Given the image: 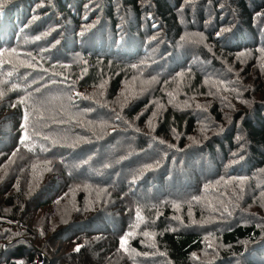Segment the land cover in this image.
Segmentation results:
<instances>
[{"label": "trees", "instance_id": "16d2710c", "mask_svg": "<svg viewBox=\"0 0 264 264\" xmlns=\"http://www.w3.org/2000/svg\"><path fill=\"white\" fill-rule=\"evenodd\" d=\"M0 5V264H264V0Z\"/></svg>", "mask_w": 264, "mask_h": 264}, {"label": "snow or ice", "instance_id": "6c2138e0", "mask_svg": "<svg viewBox=\"0 0 264 264\" xmlns=\"http://www.w3.org/2000/svg\"><path fill=\"white\" fill-rule=\"evenodd\" d=\"M0 10H2V5H0ZM219 35V34H218ZM38 39H39V37H38ZM9 75H11V73H9ZM20 103H23V100H21L20 101ZM12 107H17V105H12ZM25 127V125L22 123L21 124V128L23 129ZM25 139H26V137L24 136V135H22L21 136V140H20V143H24V141H25ZM47 139V138H46ZM125 243V241H124V239L122 238V240H121V244H122V246H123V244ZM78 250V249H77Z\"/></svg>", "mask_w": 264, "mask_h": 264}, {"label": "rangeland", "instance_id": "374dc122", "mask_svg": "<svg viewBox=\"0 0 264 264\" xmlns=\"http://www.w3.org/2000/svg\"><path fill=\"white\" fill-rule=\"evenodd\" d=\"M36 258H37V260H36ZM35 260L38 261V257L37 256H35ZM37 264H40V263H37Z\"/></svg>", "mask_w": 264, "mask_h": 264}, {"label": "built area", "instance_id": "2783aa9c", "mask_svg": "<svg viewBox=\"0 0 264 264\" xmlns=\"http://www.w3.org/2000/svg\"><path fill=\"white\" fill-rule=\"evenodd\" d=\"M36 260H37V258H36ZM36 263H38V261H36Z\"/></svg>", "mask_w": 264, "mask_h": 264}]
</instances>
